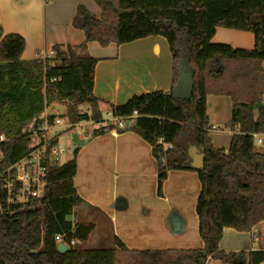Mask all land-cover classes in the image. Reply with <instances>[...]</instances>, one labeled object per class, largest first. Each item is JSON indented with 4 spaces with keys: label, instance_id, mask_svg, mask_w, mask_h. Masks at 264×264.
Here are the masks:
<instances>
[{
    "label": "trees",
    "instance_id": "1",
    "mask_svg": "<svg viewBox=\"0 0 264 264\" xmlns=\"http://www.w3.org/2000/svg\"><path fill=\"white\" fill-rule=\"evenodd\" d=\"M100 17L78 7L72 26L84 34L80 46H54V56L30 62L20 59L23 39L3 35L0 27V174L29 154L27 126L42 121L49 104H65L71 122L85 120L78 107L92 109L97 60L86 44L100 47L129 44L140 39L164 38L172 57V86L164 93L141 94L121 106L111 105L114 118L138 116L125 122L152 148L157 164V196L169 171L196 173L201 191L196 204L198 235L203 248L196 251L134 252L114 238L112 249L57 251L56 235L84 243L92 224L67 220L85 203L76 194L73 178L83 141H76L72 158L50 165L44 194L24 204H13L0 187V264H220L264 263V251L226 254L218 245L224 229L248 233L264 222V154L254 151V135L264 133V0H93ZM217 28L248 32L252 50L214 44ZM185 59L191 73L190 95L173 92ZM210 95L232 101L226 129L235 132L227 153L208 138L205 102ZM94 112V109L93 111ZM94 115L96 113L94 112ZM256 116V117H255ZM99 131L93 132L98 134ZM189 140L203 157L193 167L183 142ZM167 146L170 149L166 148Z\"/></svg>",
    "mask_w": 264,
    "mask_h": 264
},
{
    "label": "crops",
    "instance_id": "2",
    "mask_svg": "<svg viewBox=\"0 0 264 264\" xmlns=\"http://www.w3.org/2000/svg\"><path fill=\"white\" fill-rule=\"evenodd\" d=\"M82 6L94 17H100L101 11L93 0H0V27L3 35L15 34L23 39L25 44L20 59L30 62L52 52L54 46H80L85 42L84 34L72 26L77 8ZM212 43L252 50L254 36L217 28ZM86 51L97 60L92 89L97 99L93 108L96 115L87 104L84 110L92 113L89 119L100 124L98 127L103 123L104 126L98 134L93 131L87 136L77 153L73 184L85 204L67 220L82 223L78 219L83 215L78 216V213L81 214L82 209L85 213L93 211L94 216L109 223L111 237L134 252L202 249L195 213L201 191L197 174L169 171L158 197V167L151 146L133 131L123 130L124 127L118 129L110 110L111 105L121 106L134 96L170 91L172 57L165 39L148 37L119 47H100L89 42ZM261 70L264 72V62ZM180 80L181 75L173 92L185 98V93L179 91ZM190 87L191 80L188 96ZM56 107V104H49L43 113L48 116L60 113ZM231 107L229 97L210 95L206 98L208 138L211 145L225 153L235 134L226 129ZM256 139H260V143H256ZM253 144L256 153L264 154V133L254 135ZM89 222L94 229L99 226L92 220ZM222 234L218 245L221 252L264 251V222L248 233L224 229ZM88 240L79 244L82 250H90L84 249ZM206 264L220 262L208 260Z\"/></svg>",
    "mask_w": 264,
    "mask_h": 264
},
{
    "label": "built area",
    "instance_id": "3",
    "mask_svg": "<svg viewBox=\"0 0 264 264\" xmlns=\"http://www.w3.org/2000/svg\"><path fill=\"white\" fill-rule=\"evenodd\" d=\"M51 55L52 52L41 56V59L48 60ZM261 105L264 108V94L261 96ZM137 116L138 112L134 111L131 116L114 118L112 121L121 129L125 127L127 120H133ZM86 124L80 121H63L59 113L49 116L43 114L42 121L32 127L30 134L31 137L33 134L36 136V141L30 142L29 154L0 174V187L8 195L10 203L24 204L29 199L43 196L49 166L59 165V158L67 151L68 145H72L71 138L75 137L78 141L82 139L81 129ZM2 141L4 138L0 136V142ZM256 143H260V139H256ZM54 238L57 244L63 243L67 248L75 244L74 240L68 242L62 235Z\"/></svg>",
    "mask_w": 264,
    "mask_h": 264
},
{
    "label": "rangeland",
    "instance_id": "4",
    "mask_svg": "<svg viewBox=\"0 0 264 264\" xmlns=\"http://www.w3.org/2000/svg\"><path fill=\"white\" fill-rule=\"evenodd\" d=\"M54 56V53L52 52V55L51 57ZM180 68H179V73L181 75V80L179 82V86H180V89L179 91H181L183 93V95L185 97H188V85L190 84V80H191V73L189 72V68L187 66V63L185 61V59H183V61H181L180 63ZM180 75H179V78H180ZM59 110V116L60 118L63 120V121H69L71 122L69 119H68V112H67V107L65 104H56ZM86 107V104L85 105H82L80 107H78V111L80 112L81 116L82 117H86V119L83 121V120H80V122L82 123H85L86 121H90L89 124H86L81 130H82V139L79 140V141H83V140H86V137L89 136L93 131H100L101 128H103L102 126H104V123L101 127H98L100 124H97L95 122H93L92 120H90L89 118L92 116V113L88 112L87 110H84ZM88 112V113H87ZM106 122V121H105ZM111 123H113L112 121H110ZM72 123H75V122H72ZM31 125L30 126H27L25 128V132H31L32 130V127ZM224 128V127H223ZM187 140V139H186ZM31 141L34 143L36 141V136L33 134L32 137H31ZM78 141L75 137L74 138H71V143L72 145H68V149L67 151L59 158V162L58 164L59 165H63L66 161H68V159H70L72 157V151H73V148L75 149V147L77 146V142ZM183 145H184V148L187 152H196L197 153V150L195 149V147H193L191 145V143L189 142V140L187 141H184L183 142ZM222 150V149H220ZM2 159V154L0 152V160ZM57 165V166H59ZM82 212V213H81ZM89 212V213H88ZM81 214L78 213V216L79 215H83L82 218L79 216L80 219H78L80 222H82V224H92V222H95L96 224H98L99 226L96 227L91 235L89 236V240H88V244L85 246L84 245V249H90V250H106V249H111L113 246H114V239L113 237H111V233H110V227H109V223L108 222H104V221H101V219H99L97 216H94V212L93 211H87L86 213L83 211V209L80 211ZM92 214V215H91ZM94 227V225H93ZM76 249L78 250H82V247L79 245V243H76L74 244V246Z\"/></svg>",
    "mask_w": 264,
    "mask_h": 264
},
{
    "label": "water",
    "instance_id": "5",
    "mask_svg": "<svg viewBox=\"0 0 264 264\" xmlns=\"http://www.w3.org/2000/svg\"><path fill=\"white\" fill-rule=\"evenodd\" d=\"M177 97H179V96H177ZM181 98H184V97H181ZM188 157L192 161L193 167H195L197 169H201L203 167L204 163H203V157L201 155H199L196 152H194V153L188 152ZM57 251L59 253H65L68 251V248L63 243H61V244L57 245Z\"/></svg>",
    "mask_w": 264,
    "mask_h": 264
}]
</instances>
